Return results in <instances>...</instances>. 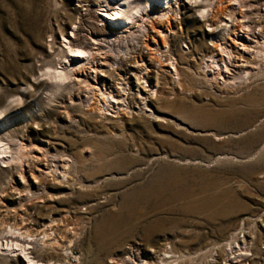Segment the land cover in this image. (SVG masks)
<instances>
[{"label": "rangeland", "instance_id": "374dc122", "mask_svg": "<svg viewBox=\"0 0 264 264\" xmlns=\"http://www.w3.org/2000/svg\"><path fill=\"white\" fill-rule=\"evenodd\" d=\"M104 1L0 0V110L14 105L3 137L16 147L53 141V154L71 159L74 187L55 194L51 185L55 197L47 198L30 177L25 189L31 193L20 201L26 161H0V242L9 235L14 243L10 235L18 227L36 237L52 232L47 250L31 249L42 264H124V250L140 248L145 258L165 246L177 258L168 264H229L223 246L245 226L254 239L253 260L231 264H264V51L250 74L228 81L217 74L215 81L201 65L214 52L213 38L199 12L183 3L177 20L170 19L178 31L169 40L183 85L175 84L173 104L154 100L163 118L141 112L101 118L86 112L74 85L51 101L50 84L38 82L48 66L62 63L61 32ZM258 1L245 0L251 17ZM124 47L120 56L129 57L121 67L128 68L144 48ZM118 54H107L109 62ZM4 248L0 264H30Z\"/></svg>", "mask_w": 264, "mask_h": 264}, {"label": "bare ground", "instance_id": "6f19581e", "mask_svg": "<svg viewBox=\"0 0 264 264\" xmlns=\"http://www.w3.org/2000/svg\"><path fill=\"white\" fill-rule=\"evenodd\" d=\"M104 2V5H89L86 8V14L74 23L68 34L64 33L65 31L61 32L63 34V51L60 57L62 63L58 67L48 66L43 74L45 77L39 78L38 82V87L50 84L51 91L48 99L51 101L60 96L66 88L74 85L78 88V100L86 112L98 114L97 116L101 118L112 119L122 117L123 114L140 112L154 119L163 118L161 116L163 110H155L153 102L160 98L164 103L173 104V99L176 98L173 95L179 93L175 90V84L181 82L182 72L169 40L171 34L177 30L175 23L170 19L177 20L175 13H180L183 3L199 12L200 21L205 23L213 38L214 52L205 56L201 64L205 75L213 76L215 81L218 80L217 74L221 75L222 79L227 78V81L236 80L241 78L243 73L250 74V70L258 66L256 64L262 63L264 0L258 1L257 12L252 17L249 15L250 12L248 13V8L245 7L247 6L245 0H105ZM251 18L253 21H250ZM253 25L258 27L257 34L256 29L251 28ZM253 38H255L254 41ZM134 40H137L136 44ZM252 42L255 44L253 45ZM127 45L147 50V53H143L144 49H142L136 58L133 54L130 63H126L129 69L126 66V68L121 67L128 60L129 54L124 52L126 56H120V52L124 51L123 48ZM188 50L191 51L190 47ZM110 53H119L114 57L113 62H109L107 54ZM132 61L134 64L131 67ZM130 70L132 74L128 73ZM168 77L173 79L172 85L165 81ZM110 79L114 82L110 83ZM34 95L31 93L29 98H33ZM74 100L76 99L70 96L71 103ZM66 111L64 115L72 123L73 118ZM12 112H14L13 104L0 110V161L18 164L24 163V160L27 162L24 165L21 163L20 177L24 189L30 177L38 184V186L35 185L37 192L43 191V195L49 198L55 197L53 190H50L52 186L55 187L53 188L56 190L55 194L65 193L63 188L65 185L70 186L68 189H73L69 172L71 159L63 160L64 155L53 154L52 149L56 145L53 141H44V145L17 142V147L15 143L12 145L5 141L3 136L8 135L10 131L8 115ZM25 165H28L29 170L25 169ZM35 166H38L36 171L33 170ZM17 191H19L18 188ZM28 193H31V189L19 191L16 193L17 198L22 201ZM48 227L50 228L51 225ZM244 227L240 233L238 232L239 234L233 236V240L223 246L222 250L226 252L229 264L244 259L253 260L250 247L253 246L254 239L251 236V230ZM21 229L22 227H18V231L11 233V241L14 243L10 241L11 244H9V235H6L7 242H0V249L6 245L4 249L14 253L19 252L28 259L30 264H42L32 255L31 249L47 250L48 245L44 240L49 236L51 239L52 232L45 231L42 237H36L30 231H21ZM13 245L16 247L12 248ZM139 249L134 247L124 250L123 263L153 264L155 260L158 264H168L172 260L167 261V259L176 258L175 254L171 255L173 250L168 246L149 249L148 252L146 251L145 258L142 257L143 254ZM176 260L177 258L173 259V261ZM115 261L116 259L111 262Z\"/></svg>", "mask_w": 264, "mask_h": 264}]
</instances>
